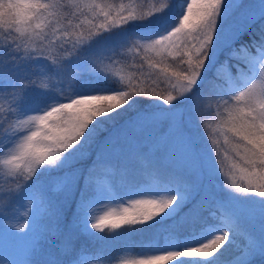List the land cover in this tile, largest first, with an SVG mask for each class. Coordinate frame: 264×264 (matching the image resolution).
I'll list each match as a JSON object with an SVG mask.
<instances>
[{
    "label": "snow or ice",
    "instance_id": "1",
    "mask_svg": "<svg viewBox=\"0 0 264 264\" xmlns=\"http://www.w3.org/2000/svg\"><path fill=\"white\" fill-rule=\"evenodd\" d=\"M0 30V226L25 242L0 264L129 236L126 264H264V0H0Z\"/></svg>",
    "mask_w": 264,
    "mask_h": 264
},
{
    "label": "trees",
    "instance_id": "2",
    "mask_svg": "<svg viewBox=\"0 0 264 264\" xmlns=\"http://www.w3.org/2000/svg\"><path fill=\"white\" fill-rule=\"evenodd\" d=\"M2 39V38H0ZM202 119L205 120V126L212 125L215 126V120L213 119L212 113H206ZM211 135V133H209ZM1 180V177H0ZM2 181V180H1ZM122 231V230H120ZM100 236H109L110 233L105 230L104 233H98ZM146 238L144 236H129L121 239H109L103 242L105 254L113 257L110 260L107 259H98L95 262L96 264H126V258L130 255H138L137 251H121L126 244H135L139 245L142 242H145ZM90 250L95 251L101 246L100 241H86Z\"/></svg>",
    "mask_w": 264,
    "mask_h": 264
},
{
    "label": "rangeland",
    "instance_id": "3",
    "mask_svg": "<svg viewBox=\"0 0 264 264\" xmlns=\"http://www.w3.org/2000/svg\"><path fill=\"white\" fill-rule=\"evenodd\" d=\"M112 2L117 5L124 4L125 6L127 5L137 6L140 4L147 5L149 3H158L159 0H112ZM180 10L182 9H180L178 5L177 11L179 12ZM176 19L178 23L179 16H177ZM75 22L76 21H74V23ZM3 35H4L3 30H0V38L3 39ZM131 70L132 69L130 68L126 69V71H131ZM0 174L2 175V177H4V180L7 183L5 184V188L1 190L0 192H6L9 188L14 187V185L11 184V182L9 181L7 169L4 168L3 165H0ZM137 198L139 199V198H149V197H137ZM111 207H114V205ZM24 247H25L24 241H11V238L4 234L3 227L0 226V255L7 253V254H15L17 255V257H20L22 255ZM138 258H139V255H130L129 257L126 258V261L134 260Z\"/></svg>",
    "mask_w": 264,
    "mask_h": 264
}]
</instances>
